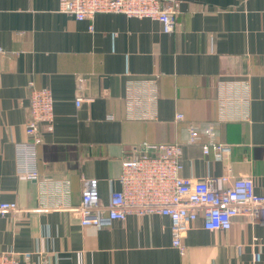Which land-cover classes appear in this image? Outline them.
<instances>
[{"label":"crops","instance_id":"crops-1","mask_svg":"<svg viewBox=\"0 0 264 264\" xmlns=\"http://www.w3.org/2000/svg\"><path fill=\"white\" fill-rule=\"evenodd\" d=\"M163 1L178 11L172 31L120 13L77 20L59 11L60 0H0V200L22 209L0 215V251L16 253L21 264H264V221L242 215L226 230L194 221L184 254L162 214L80 224L84 181L97 178L107 203L123 156L143 141L181 143L185 177H219L231 166L232 177L250 175L264 195V0ZM152 74L155 118H128L127 81ZM79 76L85 99L78 106ZM242 80L248 119L234 115L217 126L230 156L216 161L201 142L185 144L187 122L217 118L220 84L242 87ZM30 81L54 96L53 129L41 126L37 146L38 180L16 168V143L28 139Z\"/></svg>","mask_w":264,"mask_h":264},{"label":"built area","instance_id":"built-area-1","mask_svg":"<svg viewBox=\"0 0 264 264\" xmlns=\"http://www.w3.org/2000/svg\"><path fill=\"white\" fill-rule=\"evenodd\" d=\"M59 11L77 20H92L98 13L150 18L162 22L167 31L174 29L178 17L173 1L166 3L163 0H60ZM157 78V74H152L127 81L124 100L128 118H155L151 109L158 99ZM84 81L85 77L79 76L78 106L85 99L81 94ZM228 83L220 84L216 119L186 123L185 144L201 142L202 153L206 156L213 153L216 161L229 157L232 151L230 144L217 142L218 124L234 115L244 119L249 117L247 83L242 80V87H232ZM28 87L29 117L25 125L28 139L16 143V168L18 175L38 180L37 146L42 141L41 126L53 129L54 96L52 89L36 87L33 81ZM175 120H184V114L177 113ZM182 147L177 142L143 141L134 145L121 160V171L116 178L119 188L111 190L107 203L100 201L98 179H86L77 207L80 224L107 227L115 220H125L130 214H162L171 221L172 245L184 254L186 245L182 239L198 219L202 220L204 228L210 230L229 229L239 215L252 221H264V195L255 191L250 175L234 178L232 167L228 166L219 177L198 180L185 177L181 174ZM219 182L225 185L220 187ZM62 183L68 192L69 180ZM21 210L16 201L0 200L2 216ZM0 264L21 262L16 253L0 251Z\"/></svg>","mask_w":264,"mask_h":264}]
</instances>
